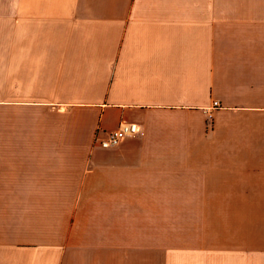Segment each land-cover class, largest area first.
I'll list each match as a JSON object with an SVG mask.
<instances>
[{
    "label": "crops",
    "instance_id": "1",
    "mask_svg": "<svg viewBox=\"0 0 264 264\" xmlns=\"http://www.w3.org/2000/svg\"><path fill=\"white\" fill-rule=\"evenodd\" d=\"M0 264H264V0H0Z\"/></svg>",
    "mask_w": 264,
    "mask_h": 264
},
{
    "label": "built area",
    "instance_id": "2",
    "mask_svg": "<svg viewBox=\"0 0 264 264\" xmlns=\"http://www.w3.org/2000/svg\"><path fill=\"white\" fill-rule=\"evenodd\" d=\"M218 102H213V107H217ZM139 132V126L135 123H122L119 127L110 132L108 136L100 142V146L105 149L117 147L125 138L135 137Z\"/></svg>",
    "mask_w": 264,
    "mask_h": 264
}]
</instances>
